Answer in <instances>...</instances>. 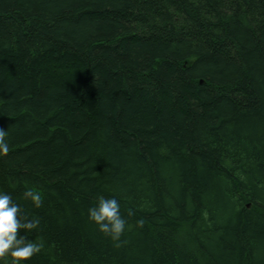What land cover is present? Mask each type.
<instances>
[{
	"label": "trees",
	"instance_id": "trees-1",
	"mask_svg": "<svg viewBox=\"0 0 264 264\" xmlns=\"http://www.w3.org/2000/svg\"><path fill=\"white\" fill-rule=\"evenodd\" d=\"M0 128L27 264H264V0H0Z\"/></svg>",
	"mask_w": 264,
	"mask_h": 264
},
{
	"label": "clouds",
	"instance_id": "clouds-1",
	"mask_svg": "<svg viewBox=\"0 0 264 264\" xmlns=\"http://www.w3.org/2000/svg\"><path fill=\"white\" fill-rule=\"evenodd\" d=\"M8 131L0 128V156L9 152ZM35 207L42 204V193L33 187H26L23 193ZM20 205L10 193L0 191V264H27L43 248L42 241L29 239L28 233L37 229L40 220L20 218ZM88 218L98 230L110 237L116 246L126 230L127 221L121 213V204L114 196L97 198V203L89 207ZM138 225L143 221L138 220Z\"/></svg>",
	"mask_w": 264,
	"mask_h": 264
}]
</instances>
